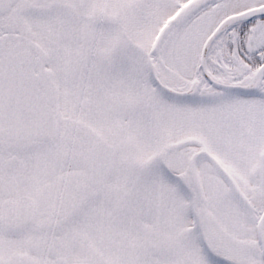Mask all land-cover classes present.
Returning a JSON list of instances; mask_svg holds the SVG:
<instances>
[{
  "label": "snow or ice",
  "instance_id": "6c2138e0",
  "mask_svg": "<svg viewBox=\"0 0 264 264\" xmlns=\"http://www.w3.org/2000/svg\"><path fill=\"white\" fill-rule=\"evenodd\" d=\"M0 264H264V0H0Z\"/></svg>",
  "mask_w": 264,
  "mask_h": 264
}]
</instances>
